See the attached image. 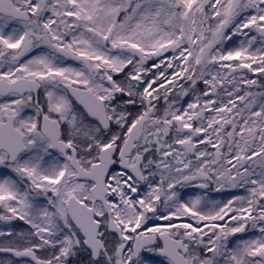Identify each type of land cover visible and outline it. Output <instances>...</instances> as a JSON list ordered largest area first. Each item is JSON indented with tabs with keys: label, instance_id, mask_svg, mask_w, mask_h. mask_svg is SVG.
Returning <instances> with one entry per match:
<instances>
[{
	"label": "snow or ice",
	"instance_id": "6c2138e0",
	"mask_svg": "<svg viewBox=\"0 0 264 264\" xmlns=\"http://www.w3.org/2000/svg\"><path fill=\"white\" fill-rule=\"evenodd\" d=\"M0 264H264V0H0Z\"/></svg>",
	"mask_w": 264,
	"mask_h": 264
},
{
	"label": "water",
	"instance_id": "95a60500",
	"mask_svg": "<svg viewBox=\"0 0 264 264\" xmlns=\"http://www.w3.org/2000/svg\"><path fill=\"white\" fill-rule=\"evenodd\" d=\"M0 255H2V254H0Z\"/></svg>",
	"mask_w": 264,
	"mask_h": 264
}]
</instances>
